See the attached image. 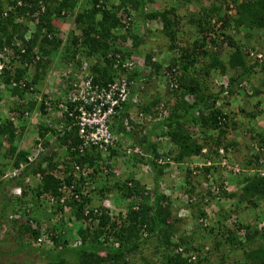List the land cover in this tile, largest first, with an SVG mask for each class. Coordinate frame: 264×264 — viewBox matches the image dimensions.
<instances>
[{
    "label": "trees",
    "instance_id": "1",
    "mask_svg": "<svg viewBox=\"0 0 264 264\" xmlns=\"http://www.w3.org/2000/svg\"><path fill=\"white\" fill-rule=\"evenodd\" d=\"M189 1L177 0L180 6L188 4ZM198 1L199 16L188 19L195 35L186 38L179 47L175 44L179 40L176 8L146 12V3L152 0H117L116 4H109V0H89V8L77 12L74 11L79 0H0V49L3 45L10 46L16 40L22 42L19 48L14 46L21 63L13 73L4 70L0 76V81L10 89L12 96L21 98L23 91L29 90L42 80L47 67L53 64L52 60L57 56V62H65V67H78L81 58L92 61L90 72L96 84H105L118 76L120 70L114 67L118 58H137L138 61L141 60V66L135 65L128 78L136 83L132 85L131 94L142 93L145 100L139 110L149 114L159 105L160 99L156 98L158 95L153 94L155 89L162 88L173 99L172 105H168L169 99L165 100L166 116L162 120L149 123L146 134L142 136L134 128L127 132L121 125L123 118L127 116L128 104L112 120V128L117 130V134L132 140L131 147L140 149L138 156H130L133 164L129 166L132 170L139 169L141 165L140 168L151 172L152 182L149 189L132 172L125 178H122V173L119 177L116 176L112 170L117 168L116 163L109 162L122 160L125 155L118 150H110L106 161L100 160V154L94 150L81 155L70 151L78 143L76 127L68 119L62 121L60 130L44 122L49 119L45 105L46 95H42L40 100L30 99L23 104L18 103L13 109L18 118L25 112L29 117L32 113L44 117V121L37 128L44 151L33 162H29L25 150L16 148V135L20 128H16L9 118L0 122V157L11 158L12 168H19L26 163L20 174L8 182L22 188L21 197L12 200L17 205L14 211H21L28 198L38 202L43 193H50L55 197L61 195L58 192L61 181L54 171L60 165L58 151L62 148L65 149L64 158L60 157L65 168H69L74 162L94 169V174L90 175L91 182L95 183L93 189L79 192V186L83 183L80 178L72 190V201L64 205L68 207L67 213L73 224L78 225L75 235L79 240L72 241L66 235L65 216H62L58 224L51 228L57 234L51 238L52 245L46 248L34 244L44 223L40 221V216H36L38 205L30 210V215L35 214L36 217L31 216L25 221V215L22 214L18 220H9L4 214L9 200L5 199L0 182V217L5 220L4 224L11 221L9 226L20 238L24 236L25 240L21 241L20 247L22 252L29 250L27 257L31 259L26 260L28 264H134L128 257L137 251L142 253L139 264H264V226L252 228L251 225L238 222L232 225L233 228H228L225 222L229 212L220 208L222 216L216 226L199 225L194 216L195 227L186 235L183 230L185 220L178 214L181 208L173 205L169 191L162 184L164 169L172 163L181 165L192 157L215 162L219 150L226 153L230 147L236 146V140L228 139L227 135L230 129H236L237 123L225 112L222 102L229 101L239 90L237 87L240 88L242 83L255 74L264 75L263 49L247 50L246 45H240L229 33L234 31L239 35L243 32L245 40L250 39L251 33H264V0ZM201 1H206L208 6H202ZM131 12L134 13L133 16ZM73 14L76 28L64 40L60 38V31L54 26L53 20L64 21ZM136 21L144 28L146 21H158L161 24L159 34L169 41L166 50L171 58L168 56L167 64L158 58L156 49L148 53L142 52L144 37L149 32L143 27L141 36L134 32ZM28 33L29 37L26 39L25 35ZM224 47L225 58H222ZM21 49H24L23 53H20ZM175 49H178L176 53ZM23 63L32 65L34 73L29 75L27 67H22ZM121 72L124 74L123 70ZM211 72H218L222 76L229 73V76H225L227 84L217 87L205 81ZM230 72L235 73L230 75ZM161 77H166V83L159 86ZM12 80L16 83L22 81L25 90L10 88ZM252 93L254 96L263 95L264 82L262 87H254ZM246 114L255 118L252 111ZM49 132L56 136L54 145L46 140ZM154 136L170 143L171 148L164 156L158 153L155 142L157 137L153 141ZM251 138L257 140L260 149L253 155V168L256 169L241 181L240 195H237L235 201L239 205L246 203L254 207L258 204L257 200H264V156L261 162L258 159L259 153L264 152V130L251 134ZM4 143L8 145L6 150L3 149ZM159 159L161 163L158 162ZM253 162L250 160L248 163ZM2 166L0 164V168ZM99 168H107V174L102 176ZM183 169V191L187 194L186 206L183 207L195 208L198 212L197 218H207L204 207L210 199L236 196V192L228 193L224 190L217 194L209 189L199 191L202 190V182L216 170L214 165ZM2 174L4 172L0 169V176ZM29 175L40 176V182L34 187L25 186V178ZM100 178L103 180L102 186H96ZM64 181L69 185L71 178L66 177ZM220 188L222 189L221 186ZM113 193L120 201L128 202L126 208L117 215L110 214L104 205L108 196ZM75 194L78 199H73ZM193 196L194 204L190 202ZM59 210L61 212L63 208ZM85 210H89L86 215ZM42 218H46L44 214ZM30 220L35 222V227L28 222ZM199 230H203L205 234L198 236ZM239 231L244 233L242 241L236 235ZM1 234L3 235L2 230L0 237ZM206 238H211V241L207 243ZM205 243L208 246L210 244L208 249H205ZM225 250L227 252L223 253ZM146 251L148 255H143ZM237 253L243 258L230 263V257ZM214 257H219L216 263L211 261Z\"/></svg>",
    "mask_w": 264,
    "mask_h": 264
},
{
    "label": "rangeland",
    "instance_id": "2",
    "mask_svg": "<svg viewBox=\"0 0 264 264\" xmlns=\"http://www.w3.org/2000/svg\"><path fill=\"white\" fill-rule=\"evenodd\" d=\"M89 0H79V4L76 8V11H80L83 8H89L88 4ZM117 0H109V4H116ZM198 0H190L188 4H185L184 6H180L177 2V0H152V2H147L145 6L146 12H153V11H160L168 7H174L176 8V15L178 16V21L176 28L178 30V38L179 40L175 41L177 46H182L183 43L186 41V38L193 37L195 35L193 27L190 25L188 19L194 18L196 16H199L200 14V5L198 3ZM202 6L207 7L208 4L206 1H201ZM224 6V5H223ZM133 16V12H131ZM74 14L71 15V17H67L64 21H59L54 19L53 24L56 26L60 31V38H63L64 40L67 39L69 33L73 30H75V24L73 21ZM148 22V23H147ZM134 32H138L141 36L142 32V24L139 21H136L135 23ZM146 28L144 30H147L149 33H147L144 37V44L141 47L142 52L148 53L149 51L155 50L158 52L159 57L161 60H163L164 64H167L169 58L168 56L171 55L167 52V43L169 41L162 36L160 33L161 31V24L158 21H146ZM262 32V31H261ZM234 40L238 42L240 45H246V48H258L263 49L264 51V33L260 32H254L251 33V37L249 40L244 39V33L241 32L239 35H236L233 32H229ZM128 45V43H127ZM243 49V50H245ZM178 49H175L174 52L176 53ZM225 51L226 47L223 48V54L222 58H225ZM253 52V51H252ZM143 53V54H144ZM157 54V55H158ZM259 56V55H258ZM136 60H138L136 58ZM53 64L49 65L47 67L45 76H43L44 80H40L35 85L31 86L30 91H23V96L19 98L18 96H12L10 93L9 88L0 89V122L10 119L11 116H13V109L16 107V104L21 103L22 104L28 100H38V98L41 97V95H48L51 97L52 100V106L51 110L54 111L55 116L51 119H45L40 114H37L36 121H32V119L35 117L36 114H31L30 118L27 119L24 122V126L19 127L20 129L17 131V138H16V148L25 150L28 153V157L33 158L35 155L34 148L36 147L35 141L38 137L37 135V128L40 124H42V121H44L46 124H50L52 127L56 126L58 124L59 118L57 117V110H54V104L58 99L62 97V95L65 94V84H66V78L67 76H71L77 72V67L75 65H72V67H65L66 63H60L59 58L54 57L53 58ZM57 62V64H56ZM90 62V61H88ZM92 62V61H91ZM90 62V63H91ZM141 62V60H139ZM70 69L69 75H67L68 69ZM29 75L34 73V70L32 69L27 72ZM235 72L231 73L234 74ZM225 76H229V73ZM225 76H222L221 74H218V72H211L210 76L208 78H205V81H208L209 83L216 85L217 87L222 86L224 87L227 82ZM158 81V80H157ZM158 85L161 86V84L165 85L166 83V77H161L158 81ZM264 82V75L262 73L255 74L252 76L251 79L248 81H245L241 84L242 88L237 87L236 93L230 98L229 101L222 102V107L225 110L227 114L230 115L232 120H234L237 123L236 129H230L227 135L228 139H235L237 144L234 147H230L229 150L225 153L224 157H220L219 155L216 157L215 162L210 161V165H214L216 170L213 171V174L207 177L206 181L202 182L200 192H204L209 189V191H212L213 194H217V192H221L224 190L225 192H236V196L234 198H215L210 199L209 203L205 205L204 211L207 214V218H197L198 212L195 208L192 209H184L186 206V196L187 194L184 193L183 188H185L184 184V169L183 168H200L206 164V160H203L201 158H191L186 161V163H182L181 165L178 163H172L169 167L164 169V174L162 176V184L166 187V189L170 193V197L173 200V205L176 207L181 208L179 211V216L183 218L184 226L183 230L188 235L190 232H192V229H194L193 224V218L196 216V222L197 224L202 226H216V222L218 219H220L221 211L220 208L224 209V212H229V215L226 219V226L228 228H233L232 225L236 224L238 222L251 225L253 228L254 226L261 228L264 226V200H257L258 204L257 206H250L246 203L238 204L235 200L237 198V195H240V183L243 180L244 177H249L251 174L255 172L256 168H253L255 166V163L253 162V155L255 152H259V145L257 143V140H254L251 138V134L255 132H260L264 130V94L261 96H254L252 91L254 87H262ZM253 87V88H252ZM245 89V90H244ZM22 91V90H21ZM153 94L158 95L156 98L160 99V102L165 104V100H168V105L173 104V99L169 95L170 93H164V90L162 88L153 90ZM154 97V96H152ZM37 111V110H36ZM254 112L255 118L248 117L246 112ZM37 113V112H36ZM50 121V122H48ZM152 123V122H151ZM137 127H134V131L140 136L144 135V130L149 127V123L146 122L145 126L144 124L141 125H134ZM31 127V128H30ZM50 138V137H49ZM51 139V138H50ZM159 145L158 148L162 151V156L165 155L167 150L171 148L170 143L166 142L165 139L158 140ZM54 142V141H53ZM52 142V144H53ZM132 142V140H130ZM8 148L7 143H4L3 149L6 150ZM4 150L2 152L4 153ZM137 151H132V155L135 157L138 156L137 154H140V149L136 148ZM58 155L61 156V150L58 151ZM34 154V155H33ZM2 155V153H1ZM58 156V158L61 157ZM131 155L124 156L122 160H116L114 163H116L115 167L118 168V164H120V169H116L117 172H115L116 176L119 177L122 175V178H125L126 176H129V172L133 173V176L138 175V178L144 183L145 187L149 189L152 182V174L151 172H147L145 168H133L131 170L130 166L133 164V161L130 160ZM264 156V152L261 154L259 153L258 159L259 162L262 161V158ZM57 158V156L55 157ZM252 161V163H248L249 161ZM12 163L11 158L6 157H0V164H3V168H0L5 173L6 171L10 170ZM12 170V169H11ZM147 173H146V172ZM127 173V174H125ZM195 174H198L195 173ZM262 174V173H261ZM193 176H196L193 174ZM137 178V177H136ZM102 178L98 180L97 186H102ZM109 182H113L112 180H109ZM34 185V183L32 184ZM91 186H95V183H91ZM222 187V189L220 188ZM4 187V186H3ZM89 190H92L89 188ZM194 197V196H193ZM190 199V202L194 204L195 197ZM13 199H9V203L5 206L4 214L5 216H9L12 212H14L15 204ZM108 201H110L109 210H111V214L116 215L119 211L124 210L126 206L128 205V202L126 201H120L118 196L113 193L108 196ZM235 208V209H234ZM36 216H40L44 214L45 216L48 215L47 212L44 210H41L40 208H36ZM44 211V212H43ZM64 220L66 222V226L64 227V230L66 232V235L70 237L72 241L76 239L75 236V230L78 228L77 224H73V220L70 218L68 213L66 212L64 215ZM11 222V221H9ZM11 224V223H10ZM8 236H1L0 241V253L4 252L7 247L12 244V250L19 249L21 241L16 237L17 233L12 230L11 226L6 227ZM12 230V231H11ZM64 233V231H63ZM204 235L203 230H199L198 236ZM243 231H239L236 233L239 240H243ZM5 236V237H4ZM207 243L208 241H211V238H206ZM195 243H197L195 241ZM205 243V244H207ZM210 246V244H209ZM208 244L205 246V249H208ZM227 250L223 251V253H226ZM141 251H137L134 254H131L128 257V260L130 262H134V264H139L140 258H141ZM143 255H148V251H146ZM217 258L214 257L211 259L213 263L217 262ZM243 256L240 253L234 254L232 257H230V263L233 260H240ZM23 257L21 256H15V257H6L1 255L0 256V264H23Z\"/></svg>",
    "mask_w": 264,
    "mask_h": 264
},
{
    "label": "built area",
    "instance_id": "3",
    "mask_svg": "<svg viewBox=\"0 0 264 264\" xmlns=\"http://www.w3.org/2000/svg\"><path fill=\"white\" fill-rule=\"evenodd\" d=\"M21 45L22 42L16 40L12 42L10 46L3 45L0 49V76L4 70L13 73L15 68L19 66L18 64L21 63L20 55L15 53L14 46L19 48ZM23 52L24 49H21L20 53ZM91 64L92 62L90 63L81 58L80 65L77 67V72L73 74L72 77L67 76L66 84L64 86L66 89L65 94L55 102L56 106H53L54 110H57L56 113L57 117L60 119V123L58 122V124L53 127L54 129L60 130L64 119H68L74 124L76 127L75 130L78 143L75 146H72L70 151H75L80 155L84 154L86 151L94 150L100 154V160L102 161H106V157L110 153V150H118L125 156L132 155V151H137L136 148L131 147V142L128 138L120 137L117 134V130L112 128L113 118L119 114L120 110H122L125 105L128 104L129 110L127 116L123 118L121 123L124 129L128 132L134 124H143L153 118H156V120H162L167 114V108L163 103L159 102V105L156 108L154 107L149 114L139 110V106L142 105V102L145 100L142 93L132 92L131 94L130 91L132 90V85H135L136 83L128 78V75L130 76V73L134 71L135 65L141 66V62L136 60V58H126L124 60L118 58L114 67L118 68L120 72L113 81L105 84H96L93 81V75L90 72ZM31 66L32 65L28 63H23L22 67H27V72H29V70L32 71L33 69ZM69 68H67V75L70 73ZM121 70L124 71L125 75ZM12 87H17L20 90L25 89L22 81L16 83L12 80L10 82V88ZM5 88V84L0 81V89ZM31 89L32 88L30 87L27 91H30ZM40 98H38V100H40ZM146 104H148V101H146ZM45 105L46 110L48 111L47 116L51 119L55 116V113L51 110L52 100L48 95H46ZM154 110L157 112L155 113ZM27 117H29L27 112H25L21 118H18V115L15 116V112H13V116L10 117V120L14 122L17 119H26ZM46 138H48L50 143L56 140V136H54L52 132H49L46 135ZM157 139L160 140V138ZM64 150L63 148L61 150L62 159L64 158ZM34 151L36 156H33V158L28 157L29 162H33L38 154L44 151L41 141L36 144ZM202 152L205 153V150H202ZM159 154L162 155L161 150L159 151ZM224 155L225 152L222 149L219 150V156L224 157ZM62 162L63 160H60V165L54 171L55 175L61 181V186L58 188V192L61 195L55 197L53 194L43 193L39 196L38 202L28 198V202L22 206L21 211H14L7 217L9 220H18L23 216L22 214H24V220H29L27 218H30L31 216L36 217L34 216L35 214L30 215V210L35 209L37 205L38 208L47 212L48 215L45 216V219L42 218V215H40V217L38 216L40 221L44 223L41 225L39 236L34 242L37 247L46 248L52 245L51 238L54 234L56 235L57 232H54L51 228L58 224L59 219L64 216L66 212H69L68 207L64 205L66 202L72 201L70 197L72 196V190L74 189L76 182L80 178L82 179L83 183L79 186V192L89 188L93 189L94 187L91 186L92 182L90 179V175L94 174L93 168H89L86 165L81 166L74 162L71 163L69 168H65L66 166ZM158 162L161 163V159H159ZM110 163L111 162H109V164ZM204 165H210V161L207 160ZM25 166L26 163L20 165L19 168H11L12 170L10 169L0 176V182H2V186H4L2 192L5 199L9 200L12 198L15 201L16 198L21 197L22 188L20 186H15L12 182V184H8V182L12 177L19 175ZM99 170L102 176L108 172L107 168H99ZM112 170L117 172L115 168ZM146 171L148 172V170ZM66 177L71 178V183L69 185L64 181ZM24 182L25 186L34 187L40 182V176L33 177L32 175H29L25 178ZM33 183L34 185H32ZM73 199H78L76 194ZM105 206H108V204L106 203ZM61 207L63 208V211L60 212L59 209ZM16 209L17 205L15 210ZM88 211L89 210H85L84 214L86 215ZM93 211L97 212V209H94ZM28 222L35 227V222L31 220Z\"/></svg>",
    "mask_w": 264,
    "mask_h": 264
},
{
    "label": "crops",
    "instance_id": "4",
    "mask_svg": "<svg viewBox=\"0 0 264 264\" xmlns=\"http://www.w3.org/2000/svg\"><path fill=\"white\" fill-rule=\"evenodd\" d=\"M32 121H36V116L32 119ZM120 165V164H119ZM121 168V167H120ZM119 168V169H120ZM137 177V176H136ZM3 218H5V216H3ZM5 220H3V219H1V217H0V231L2 230V233L3 234H5V236H8V234L7 233H5L6 232V229H5ZM6 227H8L9 226V222L8 223H6ZM12 228V227H11ZM12 231V230H11ZM14 231V230H13ZM16 232V231H15ZM17 233V232H16ZM18 234V233H17ZM1 236H3L2 234H1ZM4 236V237H5ZM20 241H23V239H24V236L22 237V238H20V236L19 235H17L16 236ZM0 239H1V237H0ZM25 240V239H24ZM21 245V244H20ZM12 244H10V246L9 247H7V249L4 251V252H1L0 253V256L1 255H3V256H5V258L6 257H15V256H22L23 257V264H28V262L26 261L27 259H31L30 257H27V255H28V251L29 250H27L26 251V253L25 252H22V248L20 247V249H14V251L12 250ZM19 248V247H18ZM20 250V251H19ZM37 255V254H36ZM35 255V256H36ZM20 264H22V263H20Z\"/></svg>",
    "mask_w": 264,
    "mask_h": 264
},
{
    "label": "clouds",
    "instance_id": "5",
    "mask_svg": "<svg viewBox=\"0 0 264 264\" xmlns=\"http://www.w3.org/2000/svg\"><path fill=\"white\" fill-rule=\"evenodd\" d=\"M30 28H32V25H30ZM30 33V32H29ZM29 33L27 34V35H25V38L26 39H28V37H29ZM35 116H37V114L35 115ZM19 118H21V117H19ZM27 119H31L30 117H27L26 119H17V120H15L14 122H13V125L14 126H16V128H19V127H22V126H24V122L23 121H25V120H27ZM154 121H156V118H153L152 120H150V121H147V123H151V122H154ZM144 124V126H145V124H146V122L145 123H143ZM134 125H141V124H134ZM134 125H132V128H134ZM31 128V127H30ZM131 128V129H132ZM146 132H147V129H145L144 130V133L146 134ZM142 136V135H141ZM157 137V136H156ZM154 138H155V136H154ZM158 138V137H157ZM37 140L36 141H40V139H39V137H37L36 138ZM46 140L48 141V138H46ZM36 141H35V145L37 144L36 143ZM153 141H155V139L153 140ZM49 142V141H48ZM155 142H157V145H159L158 143H159V141H158V139L155 141ZM56 142L54 141L53 142V144H52V142L50 143L49 142V144L50 145H54ZM159 151H160V149L158 148V153H159ZM161 155V154H160ZM37 158V157H36ZM118 160H120V159H118ZM113 162L114 161H112L111 162V164H113ZM115 169H118V168H115ZM137 178H138V176H137ZM110 196V195H109ZM106 203L108 204V206H106V208L108 209V211L110 212L111 210H109L110 208H109V205H110V201H108V199L104 202V205H106ZM120 212V211H119ZM118 212V213H119ZM110 214H111V212H110ZM114 215V214H113ZM117 215V214H116ZM8 227H10V226H8Z\"/></svg>",
    "mask_w": 264,
    "mask_h": 264
}]
</instances>
